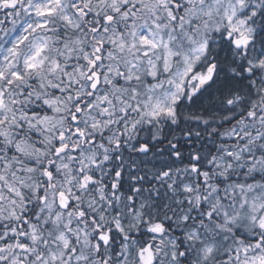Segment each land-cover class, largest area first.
<instances>
[{"label": "snow or ice", "instance_id": "snow-or-ice-1", "mask_svg": "<svg viewBox=\"0 0 264 264\" xmlns=\"http://www.w3.org/2000/svg\"><path fill=\"white\" fill-rule=\"evenodd\" d=\"M0 264H264V0H0Z\"/></svg>", "mask_w": 264, "mask_h": 264}]
</instances>
